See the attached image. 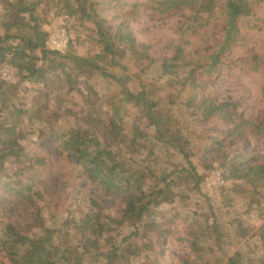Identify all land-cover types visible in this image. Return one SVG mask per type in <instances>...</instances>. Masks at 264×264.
<instances>
[{
    "label": "trees",
    "instance_id": "obj_1",
    "mask_svg": "<svg viewBox=\"0 0 264 264\" xmlns=\"http://www.w3.org/2000/svg\"><path fill=\"white\" fill-rule=\"evenodd\" d=\"M262 3L264 0H136L125 13L119 8L126 17L141 9L161 17L188 13L179 30L180 39L169 41L165 46L168 55L156 58L150 44L135 41L125 21L111 31L107 25L109 18L103 14L105 9L96 0H0V64H9L20 76L18 83L0 80V187L37 214L36 222L5 224L3 247L13 264H161L146 240L153 233L157 241L171 233L179 207L190 203L191 194L204 197L211 208L205 182L216 167L231 182L230 187L220 190L221 202L229 207L246 197L256 207L262 224L258 232L251 233L253 228L236 217L232 221L236 231L230 237L219 222L208 225L197 220V227L188 233L191 249L199 260L187 263L214 264L211 256L215 250L210 245L214 240L226 245L225 264H264V159L245 161L227 148L229 140L247 136L264 140V116L246 118L241 113V103H217L213 96L205 94L203 83L192 80L201 67H206L208 73L220 70L222 55L236 43L240 20L250 22ZM63 12L83 27L92 45L85 55L78 54L72 43L65 53L46 46L45 24ZM219 27L224 38L219 46H213L209 41L211 28L217 33ZM201 32L208 42L194 46L192 41ZM250 61L253 70L263 76L264 88V55L253 52ZM159 63L167 74L187 70V76L170 79V103H160L163 87L145 78ZM64 75L67 84H77L84 78L87 111L81 115L66 110L69 125L59 126V115L47 117L48 100L65 87ZM95 76L109 78L118 85L119 99L110 97L106 104L101 103L98 88L90 84ZM26 81L45 85L39 95L46 101L37 100L36 108L44 120L41 132L50 130L58 137L73 172L101 186L105 196L124 194L131 203L127 216L131 221L129 232L119 229L125 220H117L95 198H91L89 213L77 218L70 203L67 216L61 219V213L53 210L37 187L32 174L44 164V159L36 157L29 162L23 144L28 126L25 117L28 116L29 124H34L32 112L24 107L21 97ZM45 88L51 90L46 92ZM128 104L137 108L139 116L126 131L122 111ZM192 111L222 122L226 129L205 131L198 126L197 117L189 116ZM143 120L146 123L141 124ZM194 137L205 140L199 151L212 158L204 164V170L196 163L199 152L195 151ZM161 155H175L177 160L163 161ZM173 212L175 215L168 218ZM69 231L77 236L78 244ZM86 234L95 237L99 251L81 242ZM250 235H259L261 244L245 241L240 247V242ZM235 245L238 248L229 252Z\"/></svg>",
    "mask_w": 264,
    "mask_h": 264
},
{
    "label": "rangeland",
    "instance_id": "obj_2",
    "mask_svg": "<svg viewBox=\"0 0 264 264\" xmlns=\"http://www.w3.org/2000/svg\"><path fill=\"white\" fill-rule=\"evenodd\" d=\"M96 1L102 3L101 8L105 9L103 14L109 18L107 25L111 31H115L120 22L125 21L126 27L131 32L135 41L138 44H150L152 46L151 54L156 58L167 56L166 44L169 41L180 39L181 33L179 30L188 15V13L183 12L168 17H161L153 15L150 11L141 9L139 13L126 17L118 9H124L125 13L136 0ZM110 2H112V6ZM51 9L52 12L55 11V8ZM2 12L3 7L0 5V13ZM64 16H68V14L63 12L56 15L50 23L45 24V29L48 30L52 23H55ZM65 26L70 36V43L76 47L78 54L85 55L92 45L87 40L83 27L79 26V22L75 18L69 16L65 21ZM213 29L211 28V33L213 34L209 36V41L213 46H219L223 41L224 32L220 27L216 29L217 33ZM207 42L202 32L192 41L194 46H202L207 44ZM253 52H259L264 55V3L256 7V11L250 22H247L245 19L240 20V33L238 34L236 43L222 55L220 70L208 73L206 67H201L192 77V80L203 83V86H206L204 90L205 94L213 96L217 103L228 101L241 103V113L244 117L259 118L264 116L263 76L253 70L250 61ZM176 76L179 78L187 76V70L167 74L160 67L159 63L145 75V78L153 80L158 86L163 87L158 99L160 103H170L172 89L168 87L170 86L168 83L171 78ZM18 78L19 82V73ZM83 80L84 78L82 77L77 84H67V77L64 75L62 86L65 87L57 91V94H51L48 100L49 109L47 117L59 115V126L69 125L66 110H72L81 115L86 113L87 104L84 94L87 91L85 90ZM90 84L98 88L101 95V103L103 104H106L107 99L110 97L118 100L121 96L120 87L109 78L95 76L90 80ZM22 86H26V90L21 93L24 107L32 112V118L34 119V124L32 125L29 124L28 116L25 117L28 126L26 127L27 130L23 144L26 147V153L29 155V162H32L36 157L44 159V164L39 166L32 176L37 187L42 189L51 203L53 210L60 212L61 219H65L67 216L66 208L68 204L72 203L76 210L75 215L79 218L91 211V198H95L105 208L110 209L117 220L124 219L125 223L121 224L119 229L129 232L131 229H128V225L131 221L127 219V216L131 209V203L124 194L105 196L101 186L90 183L85 177H78L73 172V166L67 159L66 152L63 150L58 137L50 130H47L45 133L41 132V128L44 127V120L41 113L36 111V108L39 106L37 100L40 103L46 101L45 97H40L39 95L45 85L43 83L36 84L26 81ZM45 90L49 92L51 89L45 88ZM138 113L137 108L131 104H128L127 109L122 111L126 131L137 121ZM189 116L197 117L200 122L198 126L207 132H219L226 129V126L222 122L211 118H203L196 111H192ZM144 123H146L145 120L141 121V124ZM192 142L196 145L195 151L199 152L196 163L200 170H204V164L212 161V158H206L199 151V147L205 144V140L194 137L192 138ZM227 148L233 154H240L241 158L245 161L258 162L264 159V140H257L251 136L240 140H229ZM157 153L161 154L159 150ZM160 158L163 161L167 158L177 160L175 155L174 157L161 155ZM218 170L222 172L223 183H219L214 176V172ZM227 186L230 187L231 182L226 181L221 169L214 168L209 172L205 182V192L211 198V208L204 197L191 194L190 203L179 207V215L170 226L171 233L165 237H161L159 241H157V235L153 233L146 240L151 249L157 253L161 264H188L187 260L190 263L199 260L198 256L191 249L189 242L190 235L188 233L191 228L197 227V220H204L208 225L217 221L224 226L225 231L230 233V237H232L236 231L232 221L238 217L243 220L246 226L253 228L251 233L258 232L262 221L256 207L249 202V199L241 197L239 200H235L229 207L221 202L220 190ZM41 207H44V205L41 204ZM198 207L200 208L199 212L197 211ZM201 207H204V210ZM174 215V212L169 213L167 217L170 218ZM167 217H164L163 220H166ZM36 221L37 214L35 209L29 208L18 197L13 196L0 187V264H13L10 261L8 252L3 247V240L6 236V222L20 226ZM69 232L73 241L77 242V236H75L74 232ZM81 240L90 249L99 251L100 245L94 236L86 234L81 237ZM245 241H248L251 245L261 244L259 235H250L241 241L239 246L244 245ZM210 245L215 250V254L211 256L212 263L225 264L227 257H224L223 250H226V245L224 243L218 244L214 240L210 242ZM205 246L210 248L209 244ZM236 248H238L237 245L232 246V250L229 252H232ZM80 250L83 252L87 251L84 247H80Z\"/></svg>",
    "mask_w": 264,
    "mask_h": 264
},
{
    "label": "built area",
    "instance_id": "obj_3",
    "mask_svg": "<svg viewBox=\"0 0 264 264\" xmlns=\"http://www.w3.org/2000/svg\"><path fill=\"white\" fill-rule=\"evenodd\" d=\"M68 16H64L52 23L48 28V37L46 40V46L53 51L65 53L70 46V36L65 26V21ZM18 72L15 68L9 64H0V80L8 83L18 82ZM214 176L219 183H223V175L220 170L214 172Z\"/></svg>",
    "mask_w": 264,
    "mask_h": 264
}]
</instances>
